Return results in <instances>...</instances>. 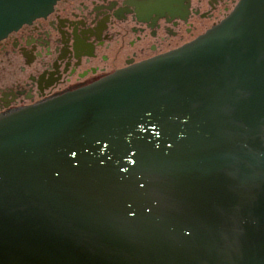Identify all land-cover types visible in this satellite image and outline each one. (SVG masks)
Returning <instances> with one entry per match:
<instances>
[{
  "label": "water",
  "instance_id": "95a60500",
  "mask_svg": "<svg viewBox=\"0 0 264 264\" xmlns=\"http://www.w3.org/2000/svg\"><path fill=\"white\" fill-rule=\"evenodd\" d=\"M53 2L0 0V35ZM0 264H264V0L1 120Z\"/></svg>",
  "mask_w": 264,
  "mask_h": 264
},
{
  "label": "flooded vegetation",
  "instance_id": "af4514ba",
  "mask_svg": "<svg viewBox=\"0 0 264 264\" xmlns=\"http://www.w3.org/2000/svg\"><path fill=\"white\" fill-rule=\"evenodd\" d=\"M236 0H185L182 15L150 0H60L0 41V112L86 84L193 39Z\"/></svg>",
  "mask_w": 264,
  "mask_h": 264
},
{
  "label": "bare ground",
  "instance_id": "6f19581e",
  "mask_svg": "<svg viewBox=\"0 0 264 264\" xmlns=\"http://www.w3.org/2000/svg\"><path fill=\"white\" fill-rule=\"evenodd\" d=\"M162 1H163V0H162ZM165 1H167V3H170V2H172L173 0H165ZM177 1H179V5H178L179 8L184 9L183 6L185 5V4H184L185 0H176V2H177Z\"/></svg>",
  "mask_w": 264,
  "mask_h": 264
}]
</instances>
